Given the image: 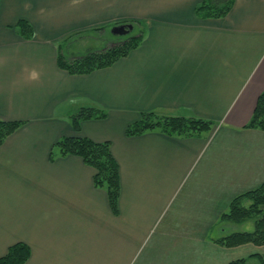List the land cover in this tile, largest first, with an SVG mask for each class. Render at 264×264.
Instances as JSON below:
<instances>
[{
	"label": "crops",
	"instance_id": "0c3cea01",
	"mask_svg": "<svg viewBox=\"0 0 264 264\" xmlns=\"http://www.w3.org/2000/svg\"><path fill=\"white\" fill-rule=\"evenodd\" d=\"M203 1L1 0L0 121L23 125L0 147V258L20 243L26 264H230L248 259L246 248L264 257V246L209 240L232 201L264 185V132L246 128L264 93V0H235L219 19L197 13ZM20 21L33 37L20 35ZM129 23L144 36L126 58L89 75L59 68L60 52L69 61L95 52L72 53L75 38L113 37ZM82 108L106 116L76 132ZM145 114L214 127L128 137ZM66 137L111 144L118 215L93 168L59 157Z\"/></svg>",
	"mask_w": 264,
	"mask_h": 264
},
{
	"label": "trees",
	"instance_id": "16d2710c",
	"mask_svg": "<svg viewBox=\"0 0 264 264\" xmlns=\"http://www.w3.org/2000/svg\"><path fill=\"white\" fill-rule=\"evenodd\" d=\"M235 0H204L197 7V13L211 19L225 17L232 9ZM134 26L137 35H130L122 42L100 51L91 52L79 59L69 61L60 52L58 58L59 68L71 75H89L95 71L112 67L119 60L126 58L136 50L143 39L144 32L137 23ZM20 35L29 39L33 37V27L27 21L18 24ZM139 29V30H138ZM104 29L97 30L98 32ZM105 114L94 108H82L71 116L72 125L76 132L80 131L81 124L87 120L103 119ZM21 122L0 121V147L5 141L21 128ZM213 123L196 118L158 117L154 114H145L141 120L129 126L126 130L128 137L141 136L149 131L159 130L169 137L194 138L201 137L213 130ZM264 132V93L260 95L252 118L246 126ZM59 157L76 156L81 158L86 165L96 172L94 177L95 187L103 189L108 195L109 205L115 215L119 214V201L121 197L120 168L115 160L111 144L95 143L86 138L66 137L55 146ZM51 160L55 159L52 152ZM249 203V205H247ZM222 223L241 225L253 222V232H233L218 238L215 243L223 248H236L245 245L264 246V185L260 188L236 197L230 204L229 210L221 216ZM31 257L29 247L24 244L12 246L7 255L0 258V264H26ZM250 259H257L264 264V257L253 255L248 259H240L230 264H247Z\"/></svg>",
	"mask_w": 264,
	"mask_h": 264
},
{
	"label": "rangeland",
	"instance_id": "374dc122",
	"mask_svg": "<svg viewBox=\"0 0 264 264\" xmlns=\"http://www.w3.org/2000/svg\"><path fill=\"white\" fill-rule=\"evenodd\" d=\"M0 7H1V0H0ZM18 31L19 28H17ZM130 35H137L136 31H133ZM129 35V36H130ZM129 36H113L111 37L109 32L106 34H94V33H87L84 34V36H79L78 38H75V41L71 43V51L72 53L80 52V54H83L85 51H100L105 48H110L113 46L111 43L112 41L116 45L117 42L120 40H124ZM113 38V39H112ZM111 43V44H110ZM67 44H65L63 47L64 49L67 48ZM79 57V56H76ZM249 205V203L247 204ZM223 229H226V232H222ZM254 224L253 222H248L241 225H235V224H229V223H222L219 221L217 224H215L214 228L210 232L209 240H216L218 238H221L225 235L231 234L233 232H253L254 231ZM248 251L244 253L242 256L243 258H249L250 254V248H246ZM245 251V250H244ZM247 264H260L257 260L250 259Z\"/></svg>",
	"mask_w": 264,
	"mask_h": 264
},
{
	"label": "water",
	"instance_id": "95a60500",
	"mask_svg": "<svg viewBox=\"0 0 264 264\" xmlns=\"http://www.w3.org/2000/svg\"><path fill=\"white\" fill-rule=\"evenodd\" d=\"M134 30V26L131 24L118 25L111 29V34L114 36H129Z\"/></svg>",
	"mask_w": 264,
	"mask_h": 264
}]
</instances>
